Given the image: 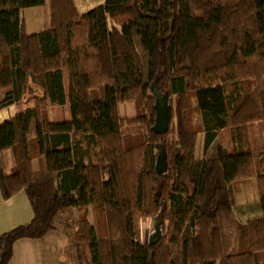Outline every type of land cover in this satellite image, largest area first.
Instances as JSON below:
<instances>
[{"label": "trees", "instance_id": "trees-1", "mask_svg": "<svg viewBox=\"0 0 264 264\" xmlns=\"http://www.w3.org/2000/svg\"><path fill=\"white\" fill-rule=\"evenodd\" d=\"M44 4L0 0V110L23 101L32 83L43 91L0 122V151L20 157L11 173L0 162L3 197L24 189L34 210L0 234V264L10 263L16 241L51 230L66 238L61 253L73 264H264V213L240 222L232 187L258 178L264 210V156L249 147L250 125L264 124V0H105L86 13L75 0H50L46 26L29 34L22 10ZM155 85L176 96L172 141L173 126L151 129ZM128 101L136 115L122 117ZM50 104L69 114L50 120ZM134 124L149 129L123 131ZM224 128L233 150L197 161L199 133L207 152ZM163 140L169 167L157 173ZM84 141L97 147V163H85ZM32 146L45 161L36 176ZM90 206L104 219L99 234ZM150 214L168 225L143 242L137 219Z\"/></svg>", "mask_w": 264, "mask_h": 264}, {"label": "crops", "instance_id": "crops-1", "mask_svg": "<svg viewBox=\"0 0 264 264\" xmlns=\"http://www.w3.org/2000/svg\"><path fill=\"white\" fill-rule=\"evenodd\" d=\"M80 13H86L92 8L101 5L105 0H75ZM46 26V25H45ZM43 30V29H42ZM41 31V30H40ZM25 107H33L34 100L24 99ZM18 105V104H17ZM16 104L9 106L7 109L9 115H2L0 112V122L17 114L19 107L16 109ZM124 109L122 111V109ZM134 102H125L120 104V112L122 116H130L135 112ZM128 109L130 112L125 113ZM126 114V115H125ZM58 118H50L55 120ZM250 143L249 147L260 157L264 156V124L262 121L254 122L249 127ZM205 132L202 131L198 135L195 158L197 161L205 159L208 153L215 151L218 147L224 150L232 151L235 147V142L232 139V134L229 128H224L219 132L216 141L205 152ZM83 159L85 163H97V147L88 146L86 141L83 142ZM5 150H13L8 148ZM40 158V157H38ZM37 158V159H38ZM41 158L44 159L43 156ZM0 162L6 172L4 161L0 157ZM40 162V161H39ZM38 162V163H39ZM34 163L33 168L35 176L38 175L41 169H44L45 163ZM20 164H15L12 168H19ZM36 167V168H35ZM261 169L264 170V164ZM7 173V172H6ZM235 183L237 184L235 187ZM234 190V213L240 222H247L249 219L262 216L264 213L261 205V196L259 190L258 178L248 180H238L232 183ZM88 217L91 223L95 226L97 233H100L97 221L95 222V209L93 206L88 208ZM34 217V210L30 202L29 196L24 189L19 190L10 198H4L0 187V234L9 231L17 226L30 222ZM103 234V233H102ZM66 246V238L60 235L57 230L49 231L44 237L39 239L22 238L14 244V254L9 264H73L70 259L65 261L61 253V248ZM67 262V263H66Z\"/></svg>", "mask_w": 264, "mask_h": 264}, {"label": "rangeland", "instance_id": "rangeland-1", "mask_svg": "<svg viewBox=\"0 0 264 264\" xmlns=\"http://www.w3.org/2000/svg\"><path fill=\"white\" fill-rule=\"evenodd\" d=\"M49 1L50 0H46V4H44V5L35 6V7H27V8H24L22 10V17L26 21L27 32L29 34L35 33V32H38V31L44 29L45 25L48 22ZM29 89L30 90L28 91V93L26 95V99H30V101L34 100L33 99V95H38V94L42 95L43 94V91L40 88V86L35 85L33 83L30 84ZM4 94H5V90H0V99L4 97ZM155 101H156V95H155ZM128 102H133V101H128ZM24 103H26L25 100L21 101L18 105L16 104V107L17 108L19 107L20 108L19 110H25L28 107H25L23 105ZM122 103H125V102H122ZM169 103L173 107V118H172L171 125H170V128L173 126V129L168 134V139L172 141V140H174L176 138V131H175L176 121H177L176 112H175L176 96H171L169 94ZM120 104H119V107H120ZM195 105H196V99L192 98L191 110H189L188 118L191 119V121H190L191 124L196 127V126H198L200 121H199L198 114L193 109V107ZM8 108H9V106L1 109L0 110L1 114L2 115H9L10 113L7 110ZM123 110L124 109H122V111ZM129 112L130 111L128 109L125 110L126 114L129 113ZM136 112H137V110L135 108V112H134L133 115L122 116L121 112H120V109H119V113H120V115L122 117H132V116L136 115ZM145 112H146V110H145ZM146 113H148V112H146ZM46 114L48 115L49 118H60V117H63V116H67L69 114V111H68L67 107H60V106H57V105L50 104L47 107ZM154 125H152V127ZM152 127H151V129H152ZM148 129H149V127L146 124H134V125H130V126H125L123 131L125 133H133L134 134V133H144ZM169 130H168V132H169ZM29 137L32 138V139L36 137V123L35 122L32 124L31 131L29 133ZM159 143H161V142H159ZM31 149H32L33 157H34V163H38L39 161L40 162L42 161V162L45 163L44 159L41 158V156L38 154V151L35 148V146H32ZM0 157L4 161V166L6 168V172L7 173H11L14 170H16V169L12 168L16 163L20 164V157L15 152V149L0 151ZM38 157H40V158H38ZM40 162L38 163V167L39 168H40ZM236 185L237 184L235 183V187H236ZM103 220H104L103 217L101 215H98L97 211L95 210V222L97 221L98 227L100 228L101 231H104V229H105V227L103 225ZM137 221H138L139 238L143 242L158 239L159 236L162 234L161 227L163 228V232H164L166 227H167V225H168V221L166 219L164 220V224L163 225L159 224L160 220H158L157 214L138 215Z\"/></svg>", "mask_w": 264, "mask_h": 264}, {"label": "water", "instance_id": "water-1", "mask_svg": "<svg viewBox=\"0 0 264 264\" xmlns=\"http://www.w3.org/2000/svg\"><path fill=\"white\" fill-rule=\"evenodd\" d=\"M153 89L156 95L155 107L157 110V118L152 130L156 133H166L170 129L173 118V107L169 103L168 93L161 92L156 85L153 87ZM158 150L159 153L156 160L155 170L157 173H165L168 171L169 167L166 140H163L161 143H159ZM151 264H153L152 257Z\"/></svg>", "mask_w": 264, "mask_h": 264}]
</instances>
